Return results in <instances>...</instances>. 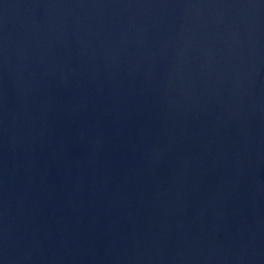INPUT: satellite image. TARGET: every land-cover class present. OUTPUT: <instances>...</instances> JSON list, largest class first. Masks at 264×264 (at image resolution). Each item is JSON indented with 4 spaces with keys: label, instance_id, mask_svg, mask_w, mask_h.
<instances>
[{
    "label": "water",
    "instance_id": "95a60500",
    "mask_svg": "<svg viewBox=\"0 0 264 264\" xmlns=\"http://www.w3.org/2000/svg\"><path fill=\"white\" fill-rule=\"evenodd\" d=\"M0 264H264V0H0Z\"/></svg>",
    "mask_w": 264,
    "mask_h": 264
}]
</instances>
